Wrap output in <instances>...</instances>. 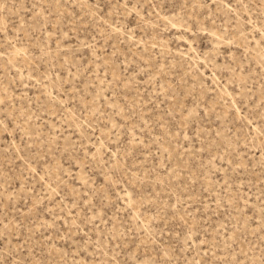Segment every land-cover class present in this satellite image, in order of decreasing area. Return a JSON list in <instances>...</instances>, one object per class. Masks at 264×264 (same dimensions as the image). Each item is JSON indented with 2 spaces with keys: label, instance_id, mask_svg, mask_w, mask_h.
Returning <instances> with one entry per match:
<instances>
[{
  "label": "rangeland",
  "instance_id": "1",
  "mask_svg": "<svg viewBox=\"0 0 264 264\" xmlns=\"http://www.w3.org/2000/svg\"><path fill=\"white\" fill-rule=\"evenodd\" d=\"M0 264H264V0H0Z\"/></svg>",
  "mask_w": 264,
  "mask_h": 264
}]
</instances>
